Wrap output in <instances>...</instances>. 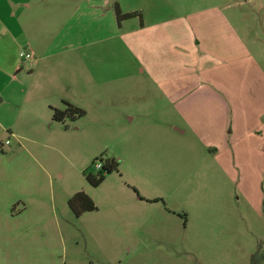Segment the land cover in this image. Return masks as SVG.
Returning <instances> with one entry per match:
<instances>
[{
    "label": "rangeland",
    "instance_id": "rangeland-1",
    "mask_svg": "<svg viewBox=\"0 0 264 264\" xmlns=\"http://www.w3.org/2000/svg\"><path fill=\"white\" fill-rule=\"evenodd\" d=\"M21 1H0V264H264V0H29L19 11ZM83 2L101 17L76 20L66 40L78 44L81 29L91 42L55 49L51 40ZM115 3L146 28L198 22L195 55L201 63L206 53L213 69L197 95L219 98L226 114L219 124L214 109L193 107L189 146L149 148L146 132L135 149V116H164L163 95L135 100L134 42L125 35L121 50L105 35L127 29L116 26ZM222 19L229 29L212 39ZM109 81L123 90L95 86ZM62 101L83 115L51 121ZM220 127L223 139L207 152L202 140ZM233 147L242 156L235 164ZM99 155L114 158L118 172L92 187L81 171H94ZM78 190L96 209L75 217L66 200Z\"/></svg>",
    "mask_w": 264,
    "mask_h": 264
},
{
    "label": "crops",
    "instance_id": "crops-1",
    "mask_svg": "<svg viewBox=\"0 0 264 264\" xmlns=\"http://www.w3.org/2000/svg\"><path fill=\"white\" fill-rule=\"evenodd\" d=\"M9 1V3L18 2V0ZM20 3L21 6L17 7L19 11L22 9L21 7H28L29 0H22ZM90 5V3L84 4L83 2L81 7L86 8H84L82 10L83 13L79 14L78 16H76V11H73L71 14H67V16L69 17L67 18L66 16L67 19L65 18L66 21L64 23L68 25L58 31L54 38L51 40L55 43V49H57V46H59L60 48H66V44H73L72 41L66 40V37L68 35L74 34L76 29V20H78L79 22L83 21L87 24H92V22H96V20H99L101 15H93L91 10L92 7ZM119 9L121 12H127L121 10L120 7ZM36 19L41 23L44 19V15L40 14L36 16ZM67 20L74 21L70 23ZM125 20H123V23L122 21H120V23L116 25L117 27L127 25V29L124 34H116L114 32V30L116 29L113 27L111 30L106 32L105 35H109V38L112 39V42H114L117 47H120L121 50L124 49L125 46V35H127V39H129L130 42H134L135 53H133V51L129 49V45H126V47L130 50L131 54L135 58V100H138L142 95V97L148 102L152 100L153 102L158 103L160 101V98L157 96V92H161L163 95L164 105V116L160 112L157 117H153L150 115H142L140 117L136 114L135 111V115H137L135 116V149L141 145V141H139L137 138L140 134L146 132L151 136V140L147 141V145L149 148L152 146L160 145L170 150L171 147H173V143L174 146H189V144L186 145L184 143V139L186 138L187 133H189L193 137L194 135L186 124L191 121L193 107L197 106V104H203L206 107L214 109V113L216 111L218 115L217 123L220 124L222 121H224L226 114L225 107L223 102L219 98H203L202 96L197 95V91L202 90L204 87H211L210 84L209 86L205 84L208 81L203 80L201 75L206 72L208 73L209 71H211L210 69H213L210 66H205L206 53L202 57L201 63H199V58H197L195 55L194 44H197L199 41L198 39H195V36L192 33V29L195 35L196 33H201L200 29H195L198 22L196 21L194 23H191L190 25L186 21H182V24L180 22L178 24H174L172 22L170 23L169 21H166V19L151 20L148 21L149 28H146L141 25V21H139V26L135 28L134 22L129 25V23L124 22ZM79 25L81 24L79 23ZM222 29L225 31L229 29V22L225 21L224 19H222V27L218 28L217 31L214 30L211 38L214 39L219 34H222ZM76 34L78 35V37H80L78 39V44L74 42L73 45L68 46L83 47L89 45L91 41L86 40L87 38L81 31V29L78 30ZM224 40L226 39H223V41ZM58 41H61V44H58ZM45 50H48V46H45ZM50 52L43 54H49ZM82 56L84 55L82 54ZM36 60L38 61L37 58L35 59V61ZM118 70L120 69L116 67V70L112 71L118 73ZM131 72H133L132 68L129 69L127 73ZM80 74L83 76V80H86L85 69H82ZM215 79L221 81L220 79H218V75L215 76ZM112 81H109L111 84L97 82L95 86H108L113 90H123V84L116 82L114 83ZM191 98H195L197 100L193 101ZM166 104H168L169 106L165 108ZM189 109L191 110L189 111ZM203 117V115H200L198 119H212L211 116H208L209 118ZM131 119L132 117H127V120ZM219 126L220 125H218V127ZM223 129L224 127H220L219 132L215 130L216 134H214L213 130H209V132H207L209 134V137L208 135H206V138H208V140H202V145L204 146V148H206L207 152H215V140L219 138L223 139L224 136L221 137L224 133ZM247 135L248 133H246V136ZM256 136L257 144L259 143V145H261L263 136ZM247 141L248 140L246 139L245 144L250 150L251 147L249 146ZM257 144L255 146L256 149L259 146H257ZM191 146L198 147V143H192ZM220 148L221 153L226 152L225 144L223 142L220 145ZM231 153L234 154L235 164V162L238 161L242 156L239 155L238 157H235L237 153L235 147H233ZM247 156H249V153ZM247 160L251 164L249 158ZM137 198L139 199V197Z\"/></svg>",
    "mask_w": 264,
    "mask_h": 264
},
{
    "label": "trees",
    "instance_id": "trees-1",
    "mask_svg": "<svg viewBox=\"0 0 264 264\" xmlns=\"http://www.w3.org/2000/svg\"><path fill=\"white\" fill-rule=\"evenodd\" d=\"M113 11L117 25L120 21L125 19L138 17L140 21L141 18L137 11L121 12L116 3L113 5ZM82 115L83 110L65 101H62V108L60 109L54 107L50 108V120L54 122L63 123L65 120L74 121L80 118ZM95 161H98L100 163V167H94ZM94 163H92L94 171H89L88 167H85L81 171L86 183L92 187H96L97 185H99L103 181L105 175L111 172H118V163L112 157H104L102 155H99L98 158H95ZM131 189L134 191L132 187ZM151 201L157 200L153 199ZM66 205L72 215L75 217L80 216L84 212L93 211L96 209V206L91 198L81 190H78L70 195L66 200Z\"/></svg>",
    "mask_w": 264,
    "mask_h": 264
},
{
    "label": "built area",
    "instance_id": "built-area-1",
    "mask_svg": "<svg viewBox=\"0 0 264 264\" xmlns=\"http://www.w3.org/2000/svg\"><path fill=\"white\" fill-rule=\"evenodd\" d=\"M25 56H27V55L25 54ZM94 167H95V168L100 167V163H99L98 161H95V163H94Z\"/></svg>",
    "mask_w": 264,
    "mask_h": 264
}]
</instances>
